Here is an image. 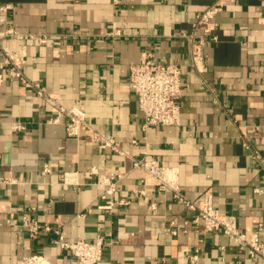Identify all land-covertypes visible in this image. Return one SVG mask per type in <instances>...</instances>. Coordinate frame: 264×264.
I'll return each instance as SVG.
<instances>
[{"label": "crops", "instance_id": "crops-1", "mask_svg": "<svg viewBox=\"0 0 264 264\" xmlns=\"http://www.w3.org/2000/svg\"><path fill=\"white\" fill-rule=\"evenodd\" d=\"M6 3L12 9L0 30L47 37L43 44L0 40L25 59L28 79L66 107L84 99L88 120L112 134L121 149L177 167L189 199L210 193L214 207L234 215L247 232L264 223V0H0ZM213 3L221 5L212 21L217 40L203 47L205 70L198 73L180 34L192 32L196 14ZM116 28L121 35H109ZM150 48L155 60L182 67L177 125L141 128L128 75ZM54 109L20 81L0 88V177L13 181L0 183V264H20L31 254L52 264H77L55 247L51 233L30 236L23 215L58 227L69 241L101 234L98 264H264L220 231H203L193 221L195 212L170 190L158 191L127 157L84 136L68 137L67 115L47 122ZM14 121L25 128L12 131ZM93 166L122 174L120 190L108 198L127 203L99 208L105 186L89 173ZM194 253L195 263L189 259Z\"/></svg>", "mask_w": 264, "mask_h": 264}, {"label": "built area", "instance_id": "built-area-1", "mask_svg": "<svg viewBox=\"0 0 264 264\" xmlns=\"http://www.w3.org/2000/svg\"><path fill=\"white\" fill-rule=\"evenodd\" d=\"M113 4H119L120 0H112ZM12 9L11 4L0 5V25L7 21L8 12ZM221 10V5L213 3L208 5L203 11L196 14L192 32H183L180 37L188 42L189 47V66L192 70L201 73L205 70L203 47L207 42H215L217 36L213 32V19ZM109 35L120 36V29H113ZM6 37L18 39L32 38L37 39L43 44L46 35H35L21 33L13 27L0 30V40ZM0 88L5 81H20L22 84L29 85L33 91L43 98L51 100L54 104L55 115L47 122L56 123L63 115H67L65 131L68 137L79 138L84 136L88 141L100 149H109L112 152L127 157L131 166L144 172L149 181L153 183L158 191L170 190L175 200L184 204L189 211L195 212L193 221L200 226L203 231H220L229 237L234 246L241 251H245L251 258L261 257L264 260V223L258 222L255 228L244 231L237 225L234 215L223 213L214 207L210 193H204L198 200L186 197L180 190L179 170L177 167L167 166L157 159L146 157V153L133 155L119 147L115 137L105 131L99 130L94 123L90 122L86 116L84 99L74 100L70 107L64 106L60 102V97L49 93L40 83L28 79L23 66L25 59L16 50L0 44ZM182 67L173 62H163L154 59L153 49H146L142 52L139 61L132 64L129 69L128 82L131 90L137 96L138 107L143 115L142 129L151 126L177 125L180 122L182 96ZM14 132H19L25 128L24 124L14 121L10 126ZM133 142H135L133 140ZM258 157V155H256ZM44 171L48 167L44 165ZM89 173L96 176V183L105 186L104 193L101 195L105 200L100 205V209H110L114 203L125 204L123 199L113 200L108 196L114 195L120 190L121 173L109 172L99 173L95 166L89 168ZM68 174L64 173V181L67 182ZM11 179L0 177V183H11ZM140 194L143 190H139ZM254 192L262 193V189L254 188ZM154 207V203H152ZM21 223L27 228L30 236H37L43 233L52 234V242L55 247L68 252L74 257L77 264H98L102 257L103 236L97 235L93 241L78 239L75 241L66 240L62 231L56 226L40 224L34 218L27 215L21 217ZM174 223L171 222L170 226ZM166 230L176 233V229L171 227ZM191 262H196L197 253L189 257ZM20 264H52L41 254H31L22 256Z\"/></svg>", "mask_w": 264, "mask_h": 264}]
</instances>
